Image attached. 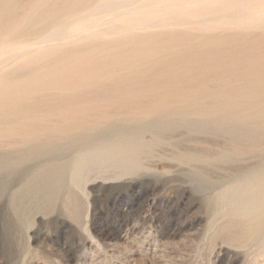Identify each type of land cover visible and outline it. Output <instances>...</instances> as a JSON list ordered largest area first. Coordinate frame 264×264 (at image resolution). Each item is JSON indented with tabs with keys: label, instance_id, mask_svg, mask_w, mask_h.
<instances>
[{
	"label": "bare ground",
	"instance_id": "1",
	"mask_svg": "<svg viewBox=\"0 0 264 264\" xmlns=\"http://www.w3.org/2000/svg\"><path fill=\"white\" fill-rule=\"evenodd\" d=\"M121 120L154 139L115 128ZM176 124L231 136L233 150L219 162L253 146L254 130H264V0H0V150H34L93 130L83 132L73 179L93 163L126 174ZM107 127L110 143L101 144ZM198 152L179 156L196 170L194 192L212 183L206 167L214 158ZM42 155L3 161L0 174ZM63 169L39 172L49 196ZM223 200L239 218L227 227L231 239L264 246V177L248 176Z\"/></svg>",
	"mask_w": 264,
	"mask_h": 264
},
{
	"label": "rangeland",
	"instance_id": "2",
	"mask_svg": "<svg viewBox=\"0 0 264 264\" xmlns=\"http://www.w3.org/2000/svg\"><path fill=\"white\" fill-rule=\"evenodd\" d=\"M115 126L139 132L146 142L154 139L152 132L126 127L122 120ZM190 129L176 124L163 133L132 173L93 163L76 181L73 166L87 147L82 136L93 130L70 132L60 143L34 150H0V163L44 154L0 174V264H264L262 240L245 245L231 239L234 230L227 227L239 218L223 200L227 189L248 176L264 177V130H254L255 147L245 146L247 152L225 163L217 157L233 150L231 136ZM109 130L113 128L101 130L96 140L107 144ZM191 151L214 158L215 164L206 167L212 183L202 192L193 190L194 167L179 161ZM52 152L55 160L49 158ZM60 169L63 175L57 179L64 182L49 196L38 174L44 171L49 177ZM70 203L78 207L77 217ZM119 228L124 238L116 237Z\"/></svg>",
	"mask_w": 264,
	"mask_h": 264
}]
</instances>
